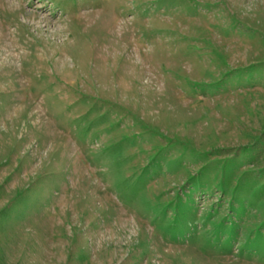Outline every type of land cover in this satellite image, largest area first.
Instances as JSON below:
<instances>
[{"label": "rangeland", "instance_id": "374dc122", "mask_svg": "<svg viewBox=\"0 0 264 264\" xmlns=\"http://www.w3.org/2000/svg\"><path fill=\"white\" fill-rule=\"evenodd\" d=\"M0 264H264V0H0Z\"/></svg>", "mask_w": 264, "mask_h": 264}, {"label": "trees", "instance_id": "16d2710c", "mask_svg": "<svg viewBox=\"0 0 264 264\" xmlns=\"http://www.w3.org/2000/svg\"><path fill=\"white\" fill-rule=\"evenodd\" d=\"M217 86V88H214L213 90H214V92H217V90H220V88H219V86H221V85H216ZM247 149V148H246ZM234 230H232L231 232H233Z\"/></svg>", "mask_w": 264, "mask_h": 264}]
</instances>
